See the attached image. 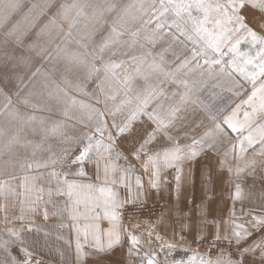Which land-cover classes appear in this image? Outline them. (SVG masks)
Returning a JSON list of instances; mask_svg holds the SVG:
<instances>
[{"label":"rangeland","instance_id":"obj_1","mask_svg":"<svg viewBox=\"0 0 264 264\" xmlns=\"http://www.w3.org/2000/svg\"><path fill=\"white\" fill-rule=\"evenodd\" d=\"M12 2L16 5L15 9L0 14V106L10 99L11 109L19 113V118L9 116L7 112H0V128L3 129V135H0V167L7 164L8 169L12 171L58 166L63 171H72L78 164H71L70 161L88 143L89 136H94L102 143L96 145L95 139L93 140V149L85 161L109 158V132L112 134L111 158L125 163H139L145 155L141 153L139 159L135 158L132 148L134 142L144 134L147 118L140 117L133 122L128 132L121 135L113 126V117L108 114V109L113 108L114 102L109 98L106 107L105 99L106 94L111 97L118 87V79L122 80L125 74L135 71L136 63L133 57H140L147 48H151L155 55L171 46L170 50L164 53V62L166 68L172 71H176L177 65V56L173 55V52L180 56L181 60L190 56L188 49L191 45L185 48L172 36L166 35L155 45L146 44L145 33L155 28V19L151 24H146L150 14L138 13L139 5L152 2L158 4L159 0ZM88 3L101 7L115 5V8L111 12H105L103 18L98 14L94 15L92 8H84L85 14L80 16H77V8L66 10L68 5ZM128 6H133L130 14L123 16L116 25L122 35L101 51L102 46L109 40L113 21ZM244 14L250 26L258 34L264 35L261 29V24H264V11L247 5ZM137 29L140 30L139 35L133 38L131 33ZM168 31L169 29H164L165 33ZM241 50L251 51L253 56L256 53V49H251L247 43L241 45ZM78 54L86 57L88 66H94L98 71H92L89 75L86 66L76 63L72 64V71H67L68 58ZM228 59L230 57H225V60ZM108 64L116 67L105 71L104 66ZM178 75L188 82L192 92L189 107L195 109V123L178 125L170 130V135L175 137L180 145L190 144L194 137L202 136L205 130L213 126L214 119L215 122L222 121L224 113L248 98L252 91L251 82L239 73L230 76L210 75L206 66L196 68L193 64L189 69L181 70ZM65 78L70 84H65ZM57 86L66 89L67 96L63 93L49 96L50 91L55 93ZM164 90L166 96L161 100L164 104L175 99L173 94L182 95L185 91L181 83L172 81L165 84ZM122 96L121 91L115 103H119ZM25 100L28 103H25ZM93 109L104 113L101 119L106 121L107 125L103 137L96 132L97 118ZM30 117L35 119H29ZM122 119L123 116L117 113L116 123H120ZM53 128L57 130L53 131ZM163 146L172 144L166 137L161 136L150 151ZM157 220L152 225L132 223V226L139 225L132 227L118 219L119 223L125 226L127 233L139 237L136 256L140 262L146 254L147 258H153L152 254H155V264H175L177 260L169 258L170 250L168 251L161 239L156 238L159 235ZM149 232L152 233L151 238ZM182 237L179 245L187 248L188 252L178 261H183L184 264H200L202 258L215 260L222 254L226 259L240 258V253L232 243L207 240L214 243L195 249V244H189L187 238L186 244H183ZM220 243L226 244L228 249L224 251Z\"/></svg>","mask_w":264,"mask_h":264},{"label":"crops","instance_id":"obj_2","mask_svg":"<svg viewBox=\"0 0 264 264\" xmlns=\"http://www.w3.org/2000/svg\"><path fill=\"white\" fill-rule=\"evenodd\" d=\"M247 99L228 109L222 121L234 111L242 119L243 111L248 110L244 103ZM247 134L245 131L244 135ZM236 136L229 132L228 139H217L212 146L198 149L195 158L181 165L179 188L175 168L163 165L160 187L151 188L152 168L149 165L148 171L144 170L145 157L139 163L114 158L84 161L72 171H63L58 166L12 171L7 164L0 167V264H21L26 259L21 247L32 253V264H93L95 258H100L102 264H141L136 251L129 253L137 245L118 220L115 223L120 226V243L103 254L91 247L94 234L101 236V231L106 232L113 223L105 215L112 212L109 189L122 205L126 200L161 202L157 227L165 246L176 245L170 251L167 248L171 260L178 261L188 252L179 245L182 236L189 244L218 241L217 235L221 237L219 240L229 242L224 237L230 235L233 223L251 221L264 212V156L256 153L258 144L241 154ZM229 140L237 143L235 154ZM171 147H157L151 152L163 153ZM241 156L246 160L254 158L256 163L245 167ZM237 166L243 171L237 173ZM53 172L57 175L53 176ZM137 178L142 182L141 188L137 187ZM69 183L75 185L71 190ZM246 227L251 232L249 238L240 244L234 238L231 240L240 256L243 248L264 236V229L250 223ZM101 239L107 242L106 235ZM244 259L245 264H260L259 252L245 253Z\"/></svg>","mask_w":264,"mask_h":264},{"label":"snow or ice","instance_id":"obj_3","mask_svg":"<svg viewBox=\"0 0 264 264\" xmlns=\"http://www.w3.org/2000/svg\"><path fill=\"white\" fill-rule=\"evenodd\" d=\"M247 5L258 7L261 11H264V0H159L158 4L152 2L139 5L138 13L150 14L149 19L145 21L146 24H151L153 19H155V28L151 32L145 33L144 36L147 45H155L158 40L164 39L166 35L172 36L175 41L181 43L185 48L189 44L191 45L188 49L190 56L183 60L173 52V55L177 56L176 71L167 69L164 62V53L168 52L171 46L162 49L155 55H153L151 48H147L140 57H133V61L136 63L135 71L132 74H125L122 80H117L118 87L114 90L111 97L106 94V107L109 98L114 102L113 108L108 109V114L113 117V126L121 135L128 132L133 122L140 117L147 118V127L144 128V134L140 136L139 140L134 142L132 154L137 159L140 158L141 153L145 155L146 159L142 165L145 171H148L149 165H151L152 170L149 176L151 188L158 189L160 187L161 165L175 168L177 173L175 179L179 188L183 171L181 165L185 161L195 158L199 154L198 149H202L205 145L212 146V142L217 139H228L229 132L237 134L236 139L241 154L246 152L248 148L258 144L259 147L256 149V153L264 156V35L258 34L248 23L244 14V9ZM15 7L16 5L12 0H0V14H6L9 10H14ZM132 7L128 6L125 8L122 13L118 14L117 19L113 21L111 35L109 40L102 46L101 51L122 35L116 25L120 23L123 16L130 14ZM69 8H77V16L85 14L84 8H92L94 15L98 14L103 18L104 13L113 11L115 5L101 7L93 3L84 5L72 4L66 6V10ZM133 18L135 19V16ZM165 28L169 29L167 33L164 32ZM261 29L264 31V24H261ZM139 31V29L133 31L131 33L132 37H137ZM244 43L250 45L251 49H256L254 56L251 51L241 50V45ZM82 47H86V45H82ZM225 57H230V59L225 60ZM201 61H203V65H201ZM68 63L69 67L66 70L69 72L72 71L71 66L73 63L86 66L89 75H91L92 71H98L94 66H88L86 57H82L79 54L69 57ZM193 64L196 68L206 66L210 75L230 76L233 73H239L245 80L251 82L252 91L244 102L248 106V110L243 111L242 119L238 118L236 111L231 116L225 117L223 121L215 122L214 119L213 126L205 130L202 136L194 137L190 145H180L176 138L170 135V130L178 125L183 126L184 124L195 123V109L189 107L192 92L189 90L188 82L182 80L178 73L183 69H189ZM104 67L105 71H111L116 66L108 64ZM216 69H218V72H216ZM137 80L142 82L136 83ZM169 81L181 83L185 91L182 95L173 94L175 99L164 104L161 103V100L166 96L164 86ZM65 84H70L67 78H65ZM121 91L123 96L120 97L119 103H115ZM60 93L65 96L68 94L66 89L57 86L55 93L50 91L49 96ZM24 102L28 103L27 100ZM93 111L96 113L97 118L96 132L103 137L107 125V122L101 119L104 113L96 109H93ZM0 112H7L9 116L19 118V113L11 109L10 99L7 100V103L0 106ZM117 113L123 116L120 123L115 121ZM29 119H35V117H30ZM56 130V128H53V131ZM245 131L248 133L246 136L244 135ZM0 135H3L2 128H0ZM161 136L166 137L171 142L172 147L163 151V153L159 151L151 152L150 148L155 147L158 137ZM108 138L110 143L107 149L109 158H111L112 134L110 132L108 133ZM87 139L88 143L75 158L71 159V164H83L89 158L95 137L89 136ZM95 143L100 145L102 141L95 139ZM229 143H232L233 154H235L237 143L232 140H229ZM117 155L119 154L117 153ZM226 158L227 153H225ZM241 159L245 167L256 163L254 158L246 160L241 156ZM232 170L230 168V171ZM124 171L127 172L128 169ZM235 171L239 173L243 169L237 166ZM52 175L56 176L57 174L53 172ZM136 184L138 188L142 187V182L139 178H137ZM68 187L71 190L75 185L69 183ZM101 191L105 190L101 189ZM108 191L110 197H112V212L110 214L106 212L105 215L113 223L106 232L101 231V236H107L106 243L103 242L101 236L94 234L95 242L91 247L96 249L98 254L107 253L120 243V226L115 221L119 219L120 215L116 210L123 205L116 198V193L110 189ZM236 194L239 198V186H237ZM136 202L137 200L124 201L126 204H135ZM248 223L255 228L264 229V212L254 216L251 221L233 223L230 235H226L224 239L231 243L234 238L236 243L240 244L251 236V232L246 227ZM95 227L99 228L98 225ZM132 227H139V225H133ZM125 234L128 235L134 245L140 243L139 237L136 235L127 232ZM12 235H17V233L12 232ZM149 237H152L151 232H149ZM156 238L160 239L161 237L157 235ZM220 238L219 235L216 236L217 240ZM166 247L171 250L176 245L170 243ZM80 250L81 246L78 244V253ZM21 251L24 252L26 257L21 264H32V253L26 247H21ZM133 251H137V249H129L130 254ZM256 252H259L260 264H264V236H261L259 240L254 241L248 247L243 248L238 260L226 259L222 254L215 260L202 258L200 264H245L244 254H255ZM152 256L153 258H147L146 254L145 258H142L141 264H155V254H152ZM93 264H102V260L95 258ZM175 264H184V262L177 261Z\"/></svg>","mask_w":264,"mask_h":264},{"label":"built area","instance_id":"obj_4","mask_svg":"<svg viewBox=\"0 0 264 264\" xmlns=\"http://www.w3.org/2000/svg\"><path fill=\"white\" fill-rule=\"evenodd\" d=\"M162 208L158 201L142 202L136 204H124L119 209L120 220L127 225L132 226L133 224H149L152 225L157 220L158 216L161 214ZM129 227V226H128ZM183 244H186V237H182ZM211 241H206L201 244H195L193 247L199 249L204 246L212 245ZM222 249L226 251L228 247L226 244L220 243Z\"/></svg>","mask_w":264,"mask_h":264}]
</instances>
